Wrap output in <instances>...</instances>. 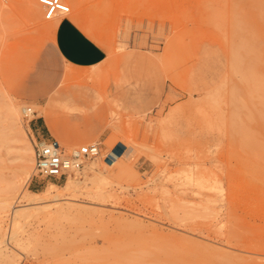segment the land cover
Segmentation results:
<instances>
[{
    "label": "rangeland",
    "instance_id": "374dc122",
    "mask_svg": "<svg viewBox=\"0 0 264 264\" xmlns=\"http://www.w3.org/2000/svg\"><path fill=\"white\" fill-rule=\"evenodd\" d=\"M34 1L0 0V106L33 149L46 111L68 153H101L44 178L2 142L0 264H264V0H65L52 19ZM69 15L102 64L44 56Z\"/></svg>",
    "mask_w": 264,
    "mask_h": 264
},
{
    "label": "crops",
    "instance_id": "0c3cea01",
    "mask_svg": "<svg viewBox=\"0 0 264 264\" xmlns=\"http://www.w3.org/2000/svg\"><path fill=\"white\" fill-rule=\"evenodd\" d=\"M73 21L70 17L59 19L52 32L51 47L45 50L44 56H49L52 50L61 62L73 66L89 68L102 64L108 56L106 47L81 25ZM49 67L54 72L58 71L51 62H49ZM43 114L46 115V119L37 117L32 120L31 128L37 131L38 139L50 136L47 128L53 131L57 129L56 120L48 116L46 111ZM37 115L38 113L35 116Z\"/></svg>",
    "mask_w": 264,
    "mask_h": 264
},
{
    "label": "built area",
    "instance_id": "2783aa9c",
    "mask_svg": "<svg viewBox=\"0 0 264 264\" xmlns=\"http://www.w3.org/2000/svg\"><path fill=\"white\" fill-rule=\"evenodd\" d=\"M40 3L45 7L47 19L71 11L70 5L65 0H40ZM100 153V143L82 145L76 151L68 153L61 142L53 136L37 138L34 142L36 173L44 178L66 177L69 172L80 170L85 159L95 158ZM105 160L107 163L113 162L111 153L107 154Z\"/></svg>",
    "mask_w": 264,
    "mask_h": 264
},
{
    "label": "bare ground",
    "instance_id": "6f19581e",
    "mask_svg": "<svg viewBox=\"0 0 264 264\" xmlns=\"http://www.w3.org/2000/svg\"><path fill=\"white\" fill-rule=\"evenodd\" d=\"M28 1H30L29 2V8L28 9H30L29 11L32 14V13H34L36 11V7L37 6H36V3H35L34 0H28ZM78 1H80V0H77L76 2H78ZM81 4L83 6V3L82 2H80V5ZM80 5L78 4V6H80ZM40 15L38 17H40ZM70 16H73V15H69V17ZM35 17H36V15L33 16V18H35ZM37 19H39V18H37ZM74 21H75V19H74ZM0 104H1V101H0ZM4 105L7 106L6 104H4ZM3 108H4V106L1 105L0 106V109H2V110H0V114H1L0 117L4 114L3 115L4 118L3 119L0 118V121L2 120V122H3V126H0V127H3V128H0V131L3 129V131H1L2 133H0L1 134L0 135V145L2 144V142L3 143H10V144L11 143H14L15 146L12 147V148L17 149L18 152L20 153V155H19L18 158L22 161V166L25 167V168L26 167H30V169H33V168L36 169V167H35L34 149L32 148V146L28 142V139H27V136H26V130H25V127H24V125L22 123V120L20 118L19 111H18L17 107L13 103H10V104H8V106L6 108V111H4ZM1 111L2 112L4 111V113H2ZM22 112H24L25 114L31 115V116L34 115V114L35 115L37 114L36 113L37 110H34L32 108H29V107H23L22 108ZM0 125H2V124H0ZM69 146L72 147V145H69ZM69 146H67V147H69ZM71 147H69V148H71ZM76 150L77 149H73V151H76ZM87 166L88 167L89 166L90 167H93V163L92 164H88L87 163ZM77 171H79V170H77ZM80 174H81V171L79 172V175ZM31 177H32L31 171H27V175L24 177V180L29 181L31 179ZM81 181L82 180H81V178L79 176H76V177L70 176V178L67 181V183L64 186V188L65 189H70V188L72 189V187L74 185H77V184L81 183ZM16 184L19 185V184H21V182H18L17 181ZM55 185H56L55 183L51 182L49 184L48 190L50 191L53 187H55ZM32 193L34 195H36V197L29 198V199L25 200V203L23 205L24 207L31 206V205H36L35 201H37L36 200L37 197L41 198L40 195H41L42 192L32 191ZM25 209L26 208H21L19 210H16V212H15V214L13 216L16 219V221H17L16 222V228L20 224L19 223V221H20L19 219H21V217L26 212ZM16 234H17V230H15L14 232H12L11 238H14L16 236Z\"/></svg>",
    "mask_w": 264,
    "mask_h": 264
}]
</instances>
